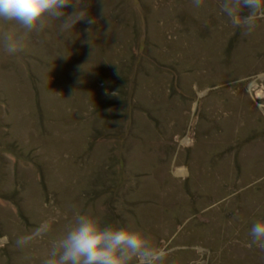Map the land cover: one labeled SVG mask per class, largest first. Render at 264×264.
<instances>
[{
    "label": "rangeland",
    "instance_id": "374dc122",
    "mask_svg": "<svg viewBox=\"0 0 264 264\" xmlns=\"http://www.w3.org/2000/svg\"><path fill=\"white\" fill-rule=\"evenodd\" d=\"M218 4L91 0L96 24L0 44V264H41L74 208L150 233L166 264H264L247 247L264 221V20L242 35Z\"/></svg>",
    "mask_w": 264,
    "mask_h": 264
},
{
    "label": "clouds",
    "instance_id": "9594fccd",
    "mask_svg": "<svg viewBox=\"0 0 264 264\" xmlns=\"http://www.w3.org/2000/svg\"><path fill=\"white\" fill-rule=\"evenodd\" d=\"M91 0H0V23L15 26L0 29V44L8 55L22 52L31 34H41L53 21L59 32L69 34L74 26L84 21L97 23L89 15ZM195 8L204 6V0H192ZM71 8L72 11H66ZM218 10L233 29L248 36L255 32L258 22L264 20V0H219ZM110 23V21H109ZM90 30L86 29L89 32ZM90 40V39H89ZM85 41L86 43H90ZM115 95V93H113ZM52 232L45 221L33 234L20 236L16 244L26 247L44 240ZM247 247L264 249V221L252 223ZM169 251L154 243L150 233L130 226H114L101 217L74 208L63 230L48 240L41 264H166Z\"/></svg>",
    "mask_w": 264,
    "mask_h": 264
}]
</instances>
